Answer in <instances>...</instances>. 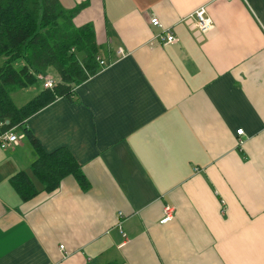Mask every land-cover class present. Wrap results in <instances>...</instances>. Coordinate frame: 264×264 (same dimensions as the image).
<instances>
[{
	"label": "crops",
	"instance_id": "1",
	"mask_svg": "<svg viewBox=\"0 0 264 264\" xmlns=\"http://www.w3.org/2000/svg\"><path fill=\"white\" fill-rule=\"evenodd\" d=\"M58 1L86 4L74 23L104 66L26 127L88 188L67 176L47 193L21 135L0 147V264H264V0ZM19 172L38 190L26 202Z\"/></svg>",
	"mask_w": 264,
	"mask_h": 264
},
{
	"label": "trees",
	"instance_id": "2",
	"mask_svg": "<svg viewBox=\"0 0 264 264\" xmlns=\"http://www.w3.org/2000/svg\"><path fill=\"white\" fill-rule=\"evenodd\" d=\"M86 4L65 9L58 0H0V134L14 129L28 142L36 158L33 178L50 193L72 176L86 190L88 183L71 153L64 148L46 153L26 121L58 98H71L76 86L96 75L102 66L100 47L89 24L76 26L74 18ZM20 62V66L15 65ZM53 70L58 79L31 100L16 106L11 93L33 86L37 75ZM8 121V124H6ZM21 201L38 194L32 178L19 172L9 180Z\"/></svg>",
	"mask_w": 264,
	"mask_h": 264
},
{
	"label": "built area",
	"instance_id": "3",
	"mask_svg": "<svg viewBox=\"0 0 264 264\" xmlns=\"http://www.w3.org/2000/svg\"><path fill=\"white\" fill-rule=\"evenodd\" d=\"M227 1H233V0H227ZM246 2V0H241ZM190 18L193 19L196 22V26L201 34H206L213 28V21L212 19L207 15V7L202 6L199 9H197L192 15H190ZM150 23L152 26L159 27V21L156 18L150 19ZM166 43H173L175 42V38L170 33H165L164 38ZM121 53V51H119ZM102 64V63H101ZM37 79L42 83V86L44 89H51L54 87L55 82L54 80L48 76L39 74L37 75ZM1 127V124H0ZM237 135L243 136V131L239 130L237 131ZM21 137L14 129L7 131L3 134H0V147L1 149H6L7 147L11 145H17L19 144ZM240 141V140H239ZM239 143H242L241 141ZM173 212L174 209L170 206H165L163 208V218L161 220L162 223H167L172 220L173 218ZM63 247H61L62 249Z\"/></svg>",
	"mask_w": 264,
	"mask_h": 264
},
{
	"label": "rangeland",
	"instance_id": "4",
	"mask_svg": "<svg viewBox=\"0 0 264 264\" xmlns=\"http://www.w3.org/2000/svg\"><path fill=\"white\" fill-rule=\"evenodd\" d=\"M5 58H0V66L4 63ZM21 64L18 62L15 66L19 67ZM50 75L53 79L57 80L58 77L56 73L51 70ZM42 89V83L40 81H37L33 86L24 89V90H18L11 93V97L15 103L16 106H21L31 100L37 93L38 90Z\"/></svg>",
	"mask_w": 264,
	"mask_h": 264
},
{
	"label": "water",
	"instance_id": "5",
	"mask_svg": "<svg viewBox=\"0 0 264 264\" xmlns=\"http://www.w3.org/2000/svg\"><path fill=\"white\" fill-rule=\"evenodd\" d=\"M6 124H8V121H6Z\"/></svg>",
	"mask_w": 264,
	"mask_h": 264
}]
</instances>
